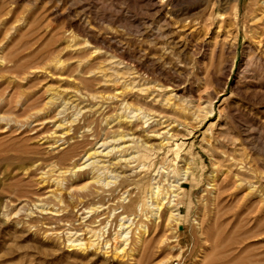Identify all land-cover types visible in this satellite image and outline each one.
Wrapping results in <instances>:
<instances>
[{
  "label": "rangeland",
  "instance_id": "374dc122",
  "mask_svg": "<svg viewBox=\"0 0 264 264\" xmlns=\"http://www.w3.org/2000/svg\"><path fill=\"white\" fill-rule=\"evenodd\" d=\"M0 264H264V0H0Z\"/></svg>",
  "mask_w": 264,
  "mask_h": 264
},
{
  "label": "bare ground",
  "instance_id": "6f19581e",
  "mask_svg": "<svg viewBox=\"0 0 264 264\" xmlns=\"http://www.w3.org/2000/svg\"><path fill=\"white\" fill-rule=\"evenodd\" d=\"M230 2H231V0H230ZM229 3V2H228ZM214 7V6H213ZM238 10V9H237ZM171 138V137H170ZM176 146V145H175ZM66 156V155H65ZM130 159V158H129ZM184 173V172H183ZM186 174V177H187V175H188V173L187 172H185ZM155 194V193H154ZM157 194V193H156ZM163 202H164V200H163ZM260 203V202H259Z\"/></svg>",
  "mask_w": 264,
  "mask_h": 264
}]
</instances>
